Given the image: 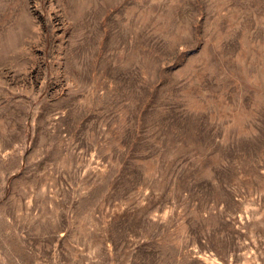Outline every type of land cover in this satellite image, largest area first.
Returning a JSON list of instances; mask_svg holds the SVG:
<instances>
[{
  "label": "rangeland",
  "instance_id": "374dc122",
  "mask_svg": "<svg viewBox=\"0 0 264 264\" xmlns=\"http://www.w3.org/2000/svg\"><path fill=\"white\" fill-rule=\"evenodd\" d=\"M0 264H264V0H0Z\"/></svg>",
  "mask_w": 264,
  "mask_h": 264
}]
</instances>
